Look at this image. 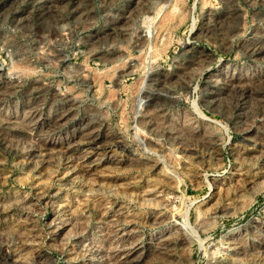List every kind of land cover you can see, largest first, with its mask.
Here are the masks:
<instances>
[{"label": "rangeland", "instance_id": "1", "mask_svg": "<svg viewBox=\"0 0 264 264\" xmlns=\"http://www.w3.org/2000/svg\"><path fill=\"white\" fill-rule=\"evenodd\" d=\"M0 264H264V0H0Z\"/></svg>", "mask_w": 264, "mask_h": 264}]
</instances>
